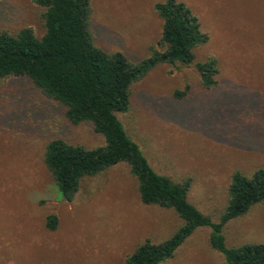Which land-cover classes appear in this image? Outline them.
Returning a JSON list of instances; mask_svg holds the SVG:
<instances>
[{"label":"rangeland","instance_id":"obj_1","mask_svg":"<svg viewBox=\"0 0 264 264\" xmlns=\"http://www.w3.org/2000/svg\"><path fill=\"white\" fill-rule=\"evenodd\" d=\"M161 0H90L89 31L105 51L137 62L156 46ZM197 16L207 40L189 64L158 63L134 81L126 111L116 113L151 168L175 182L191 179L186 198L216 220L227 201L232 171L264 166V0H180ZM33 0H0V32H43ZM216 59L217 84L203 88L194 62ZM180 98L174 90H183ZM60 102L25 76L0 80V264H124L148 239L168 237L182 219L171 208L139 200L125 162L83 176L62 199L44 165L46 142L60 138L90 148L104 143L89 121L70 122ZM48 214L56 226H44ZM195 227L173 255L157 264H225ZM226 247L264 243V205L228 220Z\"/></svg>","mask_w":264,"mask_h":264},{"label":"trees","instance_id":"obj_2","mask_svg":"<svg viewBox=\"0 0 264 264\" xmlns=\"http://www.w3.org/2000/svg\"><path fill=\"white\" fill-rule=\"evenodd\" d=\"M42 7L43 32L36 37L30 27L16 33L0 32V80L8 76H25L47 97L64 105V114L72 123L89 121L103 136L102 145L86 148L60 138L46 142L43 162L62 199L69 201L83 176L125 162L136 178L139 200L171 208L182 219L164 240L148 239L124 257V264H157L170 258L175 249L195 227L210 228V246L223 255L225 264H264V243L224 245V224L245 213L252 205H264V166L244 174L234 170L227 185V201L216 220L188 202L186 193L191 179L180 182L155 172L137 144L126 134L116 113L130 103V85L158 63L189 64L192 49L207 40L197 16L180 0H161L153 9L161 19L156 46L137 62L120 51H105L93 43L89 31L90 0H33ZM199 83L210 89L217 84L216 59L208 55L194 62ZM183 90H174L175 98ZM56 216L48 214L44 226L52 230Z\"/></svg>","mask_w":264,"mask_h":264}]
</instances>
